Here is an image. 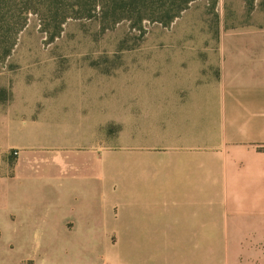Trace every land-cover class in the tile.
Returning <instances> with one entry per match:
<instances>
[{
    "label": "crops",
    "instance_id": "0c3cea01",
    "mask_svg": "<svg viewBox=\"0 0 264 264\" xmlns=\"http://www.w3.org/2000/svg\"><path fill=\"white\" fill-rule=\"evenodd\" d=\"M229 54L216 80L137 75L105 103L14 82L0 264H104L103 242L111 264H264V51Z\"/></svg>",
    "mask_w": 264,
    "mask_h": 264
},
{
    "label": "rangeland",
    "instance_id": "374dc122",
    "mask_svg": "<svg viewBox=\"0 0 264 264\" xmlns=\"http://www.w3.org/2000/svg\"><path fill=\"white\" fill-rule=\"evenodd\" d=\"M123 1L40 0L14 53L0 64V84L9 86L0 87V97L23 81L31 95L68 91L72 100L101 95L105 103L137 75L216 80L230 52L264 51L255 49L264 46V0H196L168 27L144 21L142 28L133 27L137 17L131 19ZM54 4L51 15L47 7ZM63 19L60 35L50 40ZM115 243L103 242L104 264L115 251L125 252Z\"/></svg>",
    "mask_w": 264,
    "mask_h": 264
},
{
    "label": "trees",
    "instance_id": "16d2710c",
    "mask_svg": "<svg viewBox=\"0 0 264 264\" xmlns=\"http://www.w3.org/2000/svg\"><path fill=\"white\" fill-rule=\"evenodd\" d=\"M40 0H0V64H6L19 44L20 35L29 27L30 16L38 13ZM196 0H124L125 11L131 19L136 18L135 27L142 28L144 21L158 23L164 27L171 25L190 4ZM50 4V3H49ZM52 7L47 11L53 15ZM123 10V9H121ZM47 12V13H48ZM135 20V19H134ZM64 19L59 22L50 40L60 35ZM48 30H44L47 32Z\"/></svg>",
    "mask_w": 264,
    "mask_h": 264
},
{
    "label": "built area",
    "instance_id": "2783aa9c",
    "mask_svg": "<svg viewBox=\"0 0 264 264\" xmlns=\"http://www.w3.org/2000/svg\"><path fill=\"white\" fill-rule=\"evenodd\" d=\"M14 155L16 156V155H17V153L15 152V153H14Z\"/></svg>",
    "mask_w": 264,
    "mask_h": 264
}]
</instances>
